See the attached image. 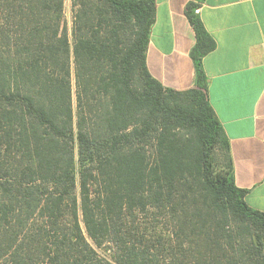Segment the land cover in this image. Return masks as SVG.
Wrapping results in <instances>:
<instances>
[{
	"label": "trees",
	"instance_id": "16d2710c",
	"mask_svg": "<svg viewBox=\"0 0 264 264\" xmlns=\"http://www.w3.org/2000/svg\"><path fill=\"white\" fill-rule=\"evenodd\" d=\"M150 73L156 0H0V264H264L208 98Z\"/></svg>",
	"mask_w": 264,
	"mask_h": 264
},
{
	"label": "crops",
	"instance_id": "0c3cea01",
	"mask_svg": "<svg viewBox=\"0 0 264 264\" xmlns=\"http://www.w3.org/2000/svg\"><path fill=\"white\" fill-rule=\"evenodd\" d=\"M190 1L156 0L147 51L153 77L178 91L195 82ZM198 13L216 42L203 64L209 102L230 140L235 182L248 190L249 206L264 212V0H205Z\"/></svg>",
	"mask_w": 264,
	"mask_h": 264
},
{
	"label": "rangeland",
	"instance_id": "374dc122",
	"mask_svg": "<svg viewBox=\"0 0 264 264\" xmlns=\"http://www.w3.org/2000/svg\"><path fill=\"white\" fill-rule=\"evenodd\" d=\"M65 15L69 27L72 23V3L71 0H65Z\"/></svg>",
	"mask_w": 264,
	"mask_h": 264
}]
</instances>
